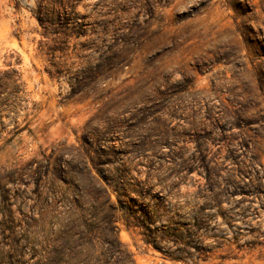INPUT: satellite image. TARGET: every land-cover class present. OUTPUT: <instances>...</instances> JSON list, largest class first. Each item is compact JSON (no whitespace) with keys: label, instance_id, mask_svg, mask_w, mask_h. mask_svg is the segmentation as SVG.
<instances>
[{"label":"rangeland","instance_id":"obj_1","mask_svg":"<svg viewBox=\"0 0 264 264\" xmlns=\"http://www.w3.org/2000/svg\"><path fill=\"white\" fill-rule=\"evenodd\" d=\"M0 264H264V0H0Z\"/></svg>","mask_w":264,"mask_h":264},{"label":"trees","instance_id":"obj_2","mask_svg":"<svg viewBox=\"0 0 264 264\" xmlns=\"http://www.w3.org/2000/svg\"><path fill=\"white\" fill-rule=\"evenodd\" d=\"M90 179L96 185V193H95L96 196L92 198L93 200L91 204L92 209L90 210L91 215L88 219H85L83 215L79 216L77 224L73 223L74 228L75 229L82 228L81 230L83 233L91 236L95 233V230H97V228L101 226L99 225V222L103 219V217H106L105 220L106 222L104 225L108 226L110 229L114 231L116 229L114 213H112L114 208H112V205L110 203V197L107 191V188L108 187L110 188L111 186L108 185L109 183L105 179H103V181L105 182L107 187L102 185L99 182V180H95V178L91 175H90ZM115 188L117 187H114L113 191L118 195L119 198V192ZM131 220L132 219L127 217L124 219L126 226L128 228L136 227L135 223Z\"/></svg>","mask_w":264,"mask_h":264}]
</instances>
